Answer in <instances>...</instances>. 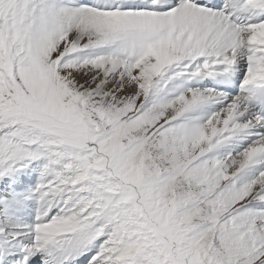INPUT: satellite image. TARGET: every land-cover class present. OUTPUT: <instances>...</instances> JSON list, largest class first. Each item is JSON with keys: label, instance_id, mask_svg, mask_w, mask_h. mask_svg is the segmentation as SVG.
I'll list each match as a JSON object with an SVG mask.
<instances>
[{"label": "snow or ice", "instance_id": "1", "mask_svg": "<svg viewBox=\"0 0 264 264\" xmlns=\"http://www.w3.org/2000/svg\"><path fill=\"white\" fill-rule=\"evenodd\" d=\"M0 264H264V0H0Z\"/></svg>", "mask_w": 264, "mask_h": 264}]
</instances>
